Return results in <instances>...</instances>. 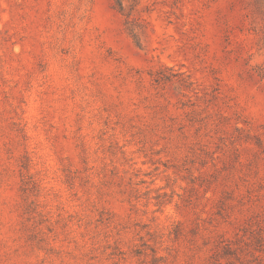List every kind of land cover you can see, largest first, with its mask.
<instances>
[{
    "label": "rangeland",
    "instance_id": "rangeland-1",
    "mask_svg": "<svg viewBox=\"0 0 264 264\" xmlns=\"http://www.w3.org/2000/svg\"><path fill=\"white\" fill-rule=\"evenodd\" d=\"M0 264H264V0H0Z\"/></svg>",
    "mask_w": 264,
    "mask_h": 264
}]
</instances>
